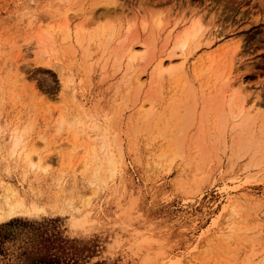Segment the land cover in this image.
<instances>
[{
	"label": "rangeland",
	"instance_id": "rangeland-1",
	"mask_svg": "<svg viewBox=\"0 0 264 264\" xmlns=\"http://www.w3.org/2000/svg\"><path fill=\"white\" fill-rule=\"evenodd\" d=\"M104 1L0 0V198L41 209L0 211V264H264V0Z\"/></svg>",
	"mask_w": 264,
	"mask_h": 264
},
{
	"label": "bare ground",
	"instance_id": "bare-ground-1",
	"mask_svg": "<svg viewBox=\"0 0 264 264\" xmlns=\"http://www.w3.org/2000/svg\"><path fill=\"white\" fill-rule=\"evenodd\" d=\"M103 3L105 5L108 4L107 0L104 1ZM66 25H67L68 30H70V24H66ZM109 29H112V30L106 31V29H105V32H108L107 34L109 35V38L112 39V38H114L115 35L118 34V30L116 27H111ZM201 34H202L201 26H199L197 22H193L191 28L189 30H187L185 32L184 36L179 39V42H178L177 46H175V47L186 48L193 38H198V42H199V38H200ZM68 37H70V32H69ZM199 46L200 45H197V47H199ZM137 54H138V51L135 49V46L131 45L127 50L126 56L128 57L129 61H134ZM173 55L174 54H170V57H172ZM157 67L160 70H163L166 68V64L164 62L163 57H159L157 59ZM227 79L228 80H226V83H227L228 87H233L235 85V81L231 80L230 77H228ZM75 99H77V97H75ZM244 105H246V101H245ZM251 106L253 109L256 108V104H251ZM190 107L189 108L187 107L188 111H189ZM191 112H193V111H191ZM189 114H187L186 116L188 117ZM246 115H247L246 119H248V116L250 114L248 113ZM187 121H188V118H187ZM189 121L191 122V120H189ZM64 123H65V119L62 118L61 125H63ZM80 123H82V120L79 119L76 122V124L79 125ZM188 125L185 124L184 129L187 128ZM90 128L94 131H97V133H99V135H101V139H102L101 149L103 152V157L100 159V161H101L102 167L106 166L107 171L110 172L112 175H115L116 172L118 171L119 167L121 166L123 159H122V157H119L120 155H122V154L119 155V153H118L120 150H118V152L115 151L119 155V156H117L113 150L112 145H111L112 143L110 144L109 129L103 128L101 125L96 124V123H93L92 125H90ZM78 137H79V133L76 132L74 134V140H77ZM12 139H13L12 154H18L21 157V159L24 160L32 168H36V169L42 168L43 158H41V157L39 158V156H38L39 159L38 158L35 159L34 154L37 153V150L28 149V147H27L25 130L22 132L14 133L12 135ZM117 148H120V147H117ZM166 153H167V151L165 150L163 152V154L166 155ZM40 210L41 209L38 208L36 205L28 206L26 204V202L24 201L22 195L20 193L15 194L14 189H12L10 187L6 188L5 194L0 198V211L3 213L8 212V215H20V214L32 215L34 213L39 212ZM1 212H0V217L2 216Z\"/></svg>",
	"mask_w": 264,
	"mask_h": 264
},
{
	"label": "trees",
	"instance_id": "trees-1",
	"mask_svg": "<svg viewBox=\"0 0 264 264\" xmlns=\"http://www.w3.org/2000/svg\"><path fill=\"white\" fill-rule=\"evenodd\" d=\"M8 226H12V224L4 225L0 228V235L2 238L8 237L7 234L3 233L5 228H8ZM48 241L43 242L37 252L29 258L31 264H79L77 260H74L73 263H71V260L68 262L63 261L60 256V251H58L59 248L52 246V243ZM1 248L2 245L0 244V250Z\"/></svg>",
	"mask_w": 264,
	"mask_h": 264
}]
</instances>
